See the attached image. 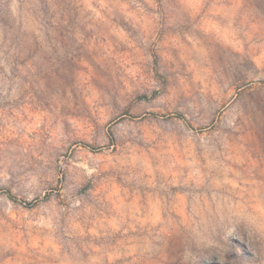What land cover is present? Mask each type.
<instances>
[{"label": "rangeland", "instance_id": "1", "mask_svg": "<svg viewBox=\"0 0 264 264\" xmlns=\"http://www.w3.org/2000/svg\"><path fill=\"white\" fill-rule=\"evenodd\" d=\"M0 264H264V0H0Z\"/></svg>", "mask_w": 264, "mask_h": 264}]
</instances>
